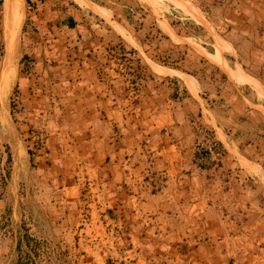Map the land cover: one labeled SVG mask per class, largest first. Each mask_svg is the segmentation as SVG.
<instances>
[{"label": "crops", "instance_id": "obj_1", "mask_svg": "<svg viewBox=\"0 0 264 264\" xmlns=\"http://www.w3.org/2000/svg\"><path fill=\"white\" fill-rule=\"evenodd\" d=\"M30 2L12 46L0 0V264H264V0Z\"/></svg>", "mask_w": 264, "mask_h": 264}, {"label": "bare ground", "instance_id": "obj_2", "mask_svg": "<svg viewBox=\"0 0 264 264\" xmlns=\"http://www.w3.org/2000/svg\"><path fill=\"white\" fill-rule=\"evenodd\" d=\"M5 5L7 11V16H5L7 18V23L5 25L6 26L5 28L6 31L9 32L11 31L10 45L13 46L18 30L20 29L23 20L22 13L20 12L22 6V0H5Z\"/></svg>", "mask_w": 264, "mask_h": 264}, {"label": "rangeland", "instance_id": "obj_3", "mask_svg": "<svg viewBox=\"0 0 264 264\" xmlns=\"http://www.w3.org/2000/svg\"><path fill=\"white\" fill-rule=\"evenodd\" d=\"M24 0H22V6H21V9H20V12L22 13V16H23V6H24ZM6 12V13H5ZM7 16V11H6V5H5V0H4V15H3V29L6 30V23H7V18L5 17ZM0 150H1V147H0ZM0 154H2V152L0 151ZM0 184H1V180H0Z\"/></svg>", "mask_w": 264, "mask_h": 264}, {"label": "trees", "instance_id": "obj_4", "mask_svg": "<svg viewBox=\"0 0 264 264\" xmlns=\"http://www.w3.org/2000/svg\"><path fill=\"white\" fill-rule=\"evenodd\" d=\"M27 2V6H30L31 5V2L30 0H25Z\"/></svg>", "mask_w": 264, "mask_h": 264}]
</instances>
